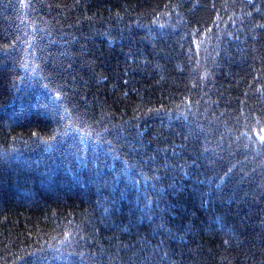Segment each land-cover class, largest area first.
Returning a JSON list of instances; mask_svg holds the SVG:
<instances>
[{
    "label": "trees",
    "instance_id": "16d2710c",
    "mask_svg": "<svg viewBox=\"0 0 264 264\" xmlns=\"http://www.w3.org/2000/svg\"><path fill=\"white\" fill-rule=\"evenodd\" d=\"M261 137L264 0H0V264H264Z\"/></svg>",
    "mask_w": 264,
    "mask_h": 264
},
{
    "label": "snow or ice",
    "instance_id": "6c2138e0",
    "mask_svg": "<svg viewBox=\"0 0 264 264\" xmlns=\"http://www.w3.org/2000/svg\"><path fill=\"white\" fill-rule=\"evenodd\" d=\"M261 139H264V137H261ZM225 243H227V241H224Z\"/></svg>",
    "mask_w": 264,
    "mask_h": 264
}]
</instances>
